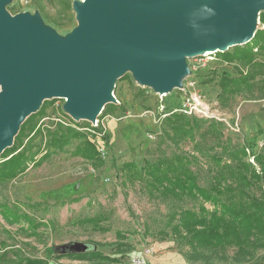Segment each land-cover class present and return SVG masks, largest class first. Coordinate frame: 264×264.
Returning a JSON list of instances; mask_svg holds the SVG:
<instances>
[{
	"label": "rangeland",
	"instance_id": "374dc122",
	"mask_svg": "<svg viewBox=\"0 0 264 264\" xmlns=\"http://www.w3.org/2000/svg\"><path fill=\"white\" fill-rule=\"evenodd\" d=\"M3 1L9 16L38 25L45 34L63 44L69 42L78 28L75 6L82 0ZM203 1L208 3L216 0ZM261 13H264V8L257 15L255 34L264 28L260 20ZM238 46L219 53L233 54ZM250 46L254 47L253 44ZM253 54L256 61L264 63L263 50L255 47ZM185 62L188 73L184 78L195 81L196 90L205 97L209 114L188 116L217 119L225 123L228 136L234 139L243 136L254 139V152L257 153L264 145L261 142L264 140V123L258 124L252 136L245 135L240 107L249 111L254 105L263 104L261 110L264 111V99L256 97L259 95L258 90H255V97L239 96L229 106L217 101L222 73L238 76L240 72H248L249 67L241 62L224 61L218 52L186 57ZM261 79H264V76L259 77L257 81ZM157 93L151 86L140 85L129 71L115 81L113 95L116 102L109 104L117 107L105 109V106L96 120L73 119L66 111L67 99L45 100L52 104L48 107L47 117L40 122L43 128L45 126L42 134L46 132L47 127L57 123L73 127L78 123L84 127L79 130L84 132L97 126L100 132L97 131L95 137L91 135L90 139L106 159L107 166L96 170L89 161L62 153L0 185V197L8 203L42 202L50 205L48 214L35 213L38 220H43L48 225L47 228L39 230L37 236L28 237L18 232L16 226L7 225L0 215V244L3 242L4 245L0 250V255L4 253L0 264H23L22 260L25 258L46 260L48 264H136L138 261L142 264H264V235L251 237L250 243L255 252L251 258L239 256L236 247H228L217 257L204 252L201 259L171 233L163 238L160 234L166 230L169 214L189 202L150 199L138 185L122 184L112 166L113 162L118 167L126 161H134L144 166L146 160L152 161L160 156L157 143L159 135L162 134L163 121L167 115L174 112L183 98L182 92L176 88L167 92L164 97ZM42 134L35 141L36 144L44 137ZM104 136L108 139L103 138ZM24 144H27V140ZM182 149L189 151L191 144H184ZM167 151L170 153L169 148ZM250 162L255 164L253 156ZM194 170L200 183L210 187L214 172L211 167L202 162L196 165ZM249 191L264 198V184ZM96 216H100L101 226L107 229L106 232L78 224L82 219ZM70 243L84 245L85 249L95 247L103 255L116 259V262L82 261L49 251L52 246L59 247ZM191 254L197 260L190 259Z\"/></svg>",
	"mask_w": 264,
	"mask_h": 264
},
{
	"label": "trees",
	"instance_id": "16d2710c",
	"mask_svg": "<svg viewBox=\"0 0 264 264\" xmlns=\"http://www.w3.org/2000/svg\"><path fill=\"white\" fill-rule=\"evenodd\" d=\"M260 20L264 27V13L260 14ZM255 47L264 51V28L258 30L253 39L243 47H236L233 54L218 52L224 61L241 62L249 67L248 72H240L238 76L222 73L217 97L222 105L229 106L239 96L255 97V90L259 92L256 97L264 99V79L257 81L264 76V63L254 58ZM51 104L44 101L41 108L22 124L12 147L2 153L0 185L62 153L85 159L96 170L107 166L106 159L90 139L91 135L95 137L97 131L100 132L96 127H89L91 130L84 132L79 130L84 127L78 123L74 122L75 127L57 123L47 127L40 143H35L45 128L40 122L47 117ZM108 107L116 108L117 105L107 104L105 109ZM176 109L163 121L162 134L157 143L160 156L152 161L146 160L144 166L126 161L118 167L113 162V168L123 185H138L150 199L189 202L169 214L166 230L160 234L163 238L171 233L201 259L204 252L217 257L228 247H236L237 254L243 258H251L255 253L250 243L251 237L264 235V198L249 191L264 184V145L255 153L254 139L245 136L234 139L226 134L225 123L217 119L188 116ZM103 138L108 139L105 136ZM26 140L27 144H24ZM186 143L191 144L189 151L182 149ZM251 156L255 164L250 162ZM202 162L214 171L210 187L200 183L194 170ZM39 212L48 214L50 205L42 202L8 203L0 197V215L4 222L9 226H16L18 232L28 237L37 236L39 230L48 227L43 220H38L36 214ZM101 222L100 216H96L82 219L78 224L106 232L107 229L101 226ZM2 246L3 242L0 250ZM85 248L84 245L70 243L52 246L49 251L82 261L116 262V259L103 255L95 247ZM2 257L4 253L0 255V262ZM190 259L197 260L193 254ZM22 262L48 264L46 260L30 258H25Z\"/></svg>",
	"mask_w": 264,
	"mask_h": 264
},
{
	"label": "water",
	"instance_id": "95a60500",
	"mask_svg": "<svg viewBox=\"0 0 264 264\" xmlns=\"http://www.w3.org/2000/svg\"><path fill=\"white\" fill-rule=\"evenodd\" d=\"M75 7L79 25L63 44L9 16L0 0V155L49 98L67 99L75 120H96L129 71L158 93L180 87L186 57L253 39L264 0H85Z\"/></svg>",
	"mask_w": 264,
	"mask_h": 264
},
{
	"label": "built area",
	"instance_id": "2783aa9c",
	"mask_svg": "<svg viewBox=\"0 0 264 264\" xmlns=\"http://www.w3.org/2000/svg\"><path fill=\"white\" fill-rule=\"evenodd\" d=\"M184 79L186 80H183L181 86L176 88L179 89L183 95V98L179 106L176 107V110L187 115L198 114L208 116L209 114H207L205 97L198 90H196L195 81L187 78ZM157 94L160 97L167 96V92ZM136 264H142V262L138 261Z\"/></svg>",
	"mask_w": 264,
	"mask_h": 264
},
{
	"label": "crops",
	"instance_id": "0c3cea01",
	"mask_svg": "<svg viewBox=\"0 0 264 264\" xmlns=\"http://www.w3.org/2000/svg\"><path fill=\"white\" fill-rule=\"evenodd\" d=\"M263 108L262 105H254L252 109L249 111H244L242 110V107H240L242 117H243V133L247 136H252L253 133L256 132L258 124L259 123H264V111L261 110ZM263 129V126L261 127ZM261 142L264 143V140Z\"/></svg>",
	"mask_w": 264,
	"mask_h": 264
},
{
	"label": "bare ground",
	"instance_id": "6f19581e",
	"mask_svg": "<svg viewBox=\"0 0 264 264\" xmlns=\"http://www.w3.org/2000/svg\"><path fill=\"white\" fill-rule=\"evenodd\" d=\"M85 0H82V2H84ZM201 1H203V0H200V3H201ZM115 97V96H114Z\"/></svg>",
	"mask_w": 264,
	"mask_h": 264
}]
</instances>
